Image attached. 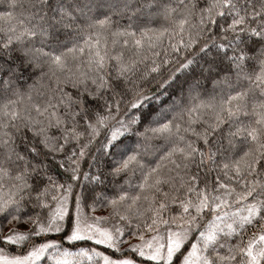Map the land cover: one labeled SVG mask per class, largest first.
I'll use <instances>...</instances> for the list:
<instances>
[{"label": "snow or ice", "instance_id": "1", "mask_svg": "<svg viewBox=\"0 0 264 264\" xmlns=\"http://www.w3.org/2000/svg\"><path fill=\"white\" fill-rule=\"evenodd\" d=\"M0 264H264V0H0Z\"/></svg>", "mask_w": 264, "mask_h": 264}]
</instances>
